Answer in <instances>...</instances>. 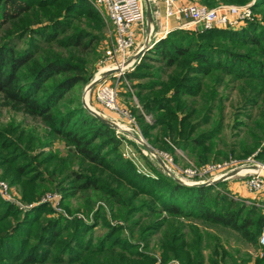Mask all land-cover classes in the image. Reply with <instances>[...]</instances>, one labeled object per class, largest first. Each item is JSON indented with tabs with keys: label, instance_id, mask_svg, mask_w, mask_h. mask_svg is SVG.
<instances>
[{
	"label": "trees",
	"instance_id": "16d2710c",
	"mask_svg": "<svg viewBox=\"0 0 264 264\" xmlns=\"http://www.w3.org/2000/svg\"><path fill=\"white\" fill-rule=\"evenodd\" d=\"M197 1L209 8L251 2L261 20L239 31H174L146 53L126 75L138 82L131 88L140 131L154 149L174 155V146L197 166L219 161L227 156L218 145L227 97L218 88L237 83L244 108L258 111L254 119L246 115L251 147L239 156L232 145L229 155L245 158L257 150L264 162V0ZM102 28L85 0H0V107L40 119L68 154L66 160L30 155L32 135L0 129V179L19 188L28 204L57 183L68 213H76L66 201L77 193L88 212L97 206L89 225L54 210L57 217H45L52 214L46 204L22 212L0 198V264H155L145 252L155 236L162 264H246L250 260L236 259L205 225L256 246L264 228L258 207L231 197L223 182L187 187L161 171L155 179L138 174L122 158L114 130L79 102L78 91L91 79L86 59L99 38L93 32ZM143 114L152 116L151 124ZM72 159L79 172L70 170ZM105 213L117 224L110 226ZM100 220L106 231L95 236ZM262 252L254 264H264Z\"/></svg>",
	"mask_w": 264,
	"mask_h": 264
},
{
	"label": "built area",
	"instance_id": "2783aa9c",
	"mask_svg": "<svg viewBox=\"0 0 264 264\" xmlns=\"http://www.w3.org/2000/svg\"><path fill=\"white\" fill-rule=\"evenodd\" d=\"M85 1L97 13L104 16L113 28V32L109 36L110 46L106 47L103 58L98 62L99 71L91 81L94 86L89 88L90 83L86 87V91L87 93L92 92L97 103L115 115L114 124L117 130L129 137L132 136L130 132L138 129V127L129 111L119 105L117 85L124 79L125 75L135 69L136 57L140 52L145 51V45L153 41L148 49L152 48L153 44L166 38L173 30H192L193 32L198 30V33L212 29L235 30L254 20L252 3L242 6L218 5L209 8L195 0H147L152 9L153 24L149 25L146 36L140 44L138 32H140L139 30L142 32L144 28L145 0ZM154 19H156L155 22ZM107 72L112 74L104 77L103 75ZM143 116L145 121L150 123V116L145 114ZM120 125L124 126L125 129H122ZM132 138L135 139L133 136ZM122 142L124 157L132 163L137 173L155 179L153 173L147 172L148 168L141 156L127 143L129 141L123 140ZM138 142L141 145L147 144L141 138H138ZM172 147L174 151L179 152L174 146ZM155 153L163 161L171 176L179 179L185 186L191 187L211 183L222 178H226L225 181L233 178L243 179L246 190L257 197V201L253 205L262 209L264 215V165L257 163L255 158H248L242 164L235 159H229L201 166L191 165L181 168L175 163L171 153L157 151ZM234 171L236 172L235 176L227 177ZM0 198L22 212L48 202L54 203V210L60 213L57 209L60 197L57 195H50L46 200H41L39 203L25 205L11 199L8 196L7 186L0 183ZM234 199L238 200L236 197ZM247 203L249 204V202ZM77 218L81 219V215ZM259 245L264 247V228L259 239ZM165 264H180V262L171 260Z\"/></svg>",
	"mask_w": 264,
	"mask_h": 264
},
{
	"label": "rangeland",
	"instance_id": "374dc122",
	"mask_svg": "<svg viewBox=\"0 0 264 264\" xmlns=\"http://www.w3.org/2000/svg\"><path fill=\"white\" fill-rule=\"evenodd\" d=\"M195 1H197V0H195ZM197 2L200 3L199 1H197ZM249 3H251V2H249ZM200 4H202V3H200ZM218 5L242 6V5H236V4H222V3L217 4L216 6H218ZM216 6H214V7H216ZM93 10L97 13V11L95 9H93ZM97 15L101 20L103 28L100 32L97 30H95L93 32V34H95L96 36L98 34L99 38L96 42H94L93 51L89 55H87L88 57L86 59L88 61L87 69H88L89 74L91 75V79H90V82L88 84L83 86L78 91L77 96H78L79 102L82 104L84 109H85V106H87V108H89L92 111L100 114L101 116L105 117V119L111 121L114 124V121L116 120L115 115L112 114L111 112L105 110L100 104H98L97 101L94 99L92 92L87 93V91H86V87L91 83V81L95 78L96 73L99 71L98 62L103 58L104 51H105L106 47L110 46L109 36L113 32L112 26L105 19V17L100 15L99 13H97ZM151 15H152V13H151ZM260 20H261V15H259L257 12H254V20L252 22L260 21ZM155 21H156V19H154V22ZM143 24H144L143 25L144 26L143 31L141 32V30H139L140 32H138L140 34V37L138 38V41L140 44H142L143 39L146 36V32L148 30L149 25L153 24V15H152L151 23H148L147 17H146ZM245 26H243V27L240 26L241 28L239 27L238 29H235L233 31H239L240 29L244 28ZM212 30H226V29H212ZM175 31L193 32L192 30H175ZM173 32H174V30H173ZM170 33H172V32H170ZM194 33H198V30L195 31ZM164 39H162V40H164ZM160 41H158V42H160ZM158 42L153 44L152 48H154V46ZM152 43H153V41L151 43H148L147 45H145V43H144L145 51L143 52V55L140 58H138L139 60L137 59L136 64H135V68L140 64L142 57L146 53H148L150 50H152V48L148 49L149 45H152ZM111 46H112V44H111ZM153 65H155V64H153ZM132 72H130V73H132ZM136 83H138V82L135 81V82L131 83L128 80H126V75H125L124 79H122V81L117 85V87H118L117 88V90H118L117 100H118V103L121 107H123L127 111H129V114L133 117V119L137 123L136 114L138 113V110H140V108L138 105V101L134 96V91L131 88V86H133ZM218 91L220 93L222 92V94L224 93V96L227 97V100L224 103L223 127H222V131L220 133L219 140H218V145L220 147L219 149L222 152L226 153L227 156L225 158L219 160V161H209L206 164H211L214 162H221V161L229 160V159H235L239 163L242 164L246 159L252 157V158H255V161L257 163L264 165V162L257 160L255 157L257 155V152H258L257 150L251 156H248L245 158L244 157H236V155L235 156L229 155L230 149L231 148L233 149L232 145H234V147L237 148L236 152L240 153V154H238L239 156L242 154L243 147H251V144L253 142V138L251 135L252 123H251L250 119H254L255 116L257 115V111H258L257 107H245L246 109L244 108L245 104L242 103V101L240 100L239 95L237 93V83L230 85L225 90H224L223 86H221L218 88ZM130 94H131V96H129ZM248 114L249 115L251 114L250 119H249V117L246 116ZM148 116H150V123L149 124H151L152 123V116L151 115H148ZM9 127L15 128L19 134L23 133L25 138L29 137L30 135L33 136L34 142H33L32 148L35 147V149L33 152L28 151V154L38 156L40 153H52L60 159H64V160L68 159L67 147H66L65 143L63 141H61L60 139H56L53 136L52 137L49 136L48 129L46 128V126L44 125V123L40 119H35L32 117L26 116L20 112H15L8 107L1 106L0 107V129H5V128H9ZM120 127L122 129H125L124 126H122V125H120ZM137 127H138V129H134V131L130 132L131 135L133 137H135V139H133L132 136L129 137L125 133H122L121 131L117 130L116 125H115V128H112L114 130V134H115L116 138L120 139L119 151L121 153L122 158L125 161H127L124 157V154H123V147H122L123 142L122 141L123 140L129 141L127 143H129V145H131V147L141 156L146 167L148 168V170H150V171L147 170V172L153 173V175L157 178L159 171H161L162 173H164V172L161 170V168L159 167L158 163L153 158V156L150 155L143 148V146L141 144H139V142L137 143L138 138H141L150 147H152L147 142V138H144V136L142 135V132L140 131L138 123H137ZM36 139H39L42 145H39L36 142ZM154 151L168 152L166 150H158V149H154ZM178 151L179 152L175 151V154L173 155V157L175 159V163L179 167L183 168L185 166H191V165L197 166L196 163L194 162V160H192L188 155L184 154L181 150H178ZM144 153H146V154H144ZM206 164H203V165H206ZM69 166H70L71 171H75V172L80 171L79 163L75 159H72V161L69 163ZM68 174H70V172H68V170H66V172L63 173V175H68ZM142 176L148 178L144 174H142ZM44 177H46V176H44ZM234 181L244 182V180L240 179V178H236ZM0 183H3L4 185L7 186L8 196L11 199H14L20 203H24L25 205H32L35 203H39L41 200H46L47 197H49L50 195H57L58 197H60V200L58 201L59 203L57 206V209L60 211V213H58V214H61L63 216H67L70 218L78 217L81 215V219L84 220V222H86L89 225H91L95 219L94 217L96 214L95 212H97V206L94 207L91 212L90 211L88 212L86 210L85 206L83 205V197H82L81 193H77V194L73 195L72 197H70L66 201V203L69 206V209L74 210L76 212L74 214L68 213L63 207V194L60 191L59 186L58 185L56 186V184H57L56 182H55L56 183L55 185H52V187H49L47 190H45L43 192V194H41V196L38 198V200L35 199V201L31 202V204H28L27 202H25L23 200L19 188H17L16 186H12V185L8 184V182L6 180H3V179H0ZM65 185L67 186L68 182H66ZM220 190H222V189H220ZM224 191L226 193H228L231 197H233V198L236 197L231 192H229L225 187H224ZM247 192L251 195V198H249L250 196H248L247 198H239V197H236V198L241 200L245 205L250 206V205H253V203H255L257 201L256 200L257 197L254 194L250 193L249 191H247ZM246 201L249 202V204ZM47 203H45V204L48 206L49 209H51L52 214L51 215H45V217H48V218L49 217H57V215H55L53 212L54 203H48V204ZM101 203L103 204L102 207H105L104 206L105 204L103 202H101ZM36 206H38V205H36ZM258 209H260V208H258ZM105 210H107V209H105ZM260 210L263 213V210L262 209H260ZM104 220L108 221L110 226L117 224L115 221H113L111 219L109 220L108 215L106 213H105V219ZM101 222H102V220H100L98 225H96L93 229V233L95 236H101L106 231L105 227L102 225ZM196 224L199 225L200 227L203 226V224H201L200 222H196ZM205 226H206V229L208 230V232H211L212 234L217 235L220 238V241H221L223 248L226 251H228L231 255H235L236 259L246 260V261L250 260L249 262H246V264H254L256 259H260L262 257V253H263L262 247L259 245V243L256 246H254V245L243 242L235 232H233L229 229L220 228L218 226H207V225H205ZM201 228H203V227H201ZM126 229H128V231H129V227L122 229V230H123V236L127 237L129 235V232L127 234ZM132 239H134V241L138 240V238L136 236H134ZM157 239H158V236H155L151 239L150 246L148 247V249L145 252L147 253V255H149L155 259V264H160V263L162 264L160 253L156 247ZM135 243L139 244L138 242H135ZM139 248H141V251H143V248L141 247V245L139 246ZM208 255H209L208 250H205L204 251L205 259L208 258ZM180 264H182V263L180 262ZM205 264H208V263L205 262Z\"/></svg>",
	"mask_w": 264,
	"mask_h": 264
},
{
	"label": "water",
	"instance_id": "95a60500",
	"mask_svg": "<svg viewBox=\"0 0 264 264\" xmlns=\"http://www.w3.org/2000/svg\"><path fill=\"white\" fill-rule=\"evenodd\" d=\"M145 11H146V17H147V21L148 23H151L152 21V15H151V9H150V5H149V2L147 0H145ZM143 55V51L140 52L136 59L140 58L141 56ZM112 73L111 72H107L105 73L103 76L104 77H107L109 75H111ZM94 86V83H91L89 85V88H92ZM85 109L88 110V112L93 116L95 117L98 121H100L101 123L103 124H106L108 125L109 127L111 128H115V124H113L111 121L105 119V117L101 116L100 114L92 111L91 109L87 108V106H85ZM143 148L148 152L150 153L156 160V162L158 163L159 167L161 168V170L168 176L172 177L171 176V173L169 172V170L166 168L165 164L163 163V161L156 155L154 149L152 147H150L148 144H142ZM236 175V172H231L230 174L227 175V177H233ZM177 183L185 186L184 184H182V182L177 179V178H174L172 177ZM226 178H222V179H219L217 181H214V182H211V183H204V184H201V185H197V186H210V185H216L218 183H221V182H224ZM189 187V186H187ZM193 187V186H191Z\"/></svg>",
	"mask_w": 264,
	"mask_h": 264
},
{
	"label": "crops",
	"instance_id": "0c3cea01",
	"mask_svg": "<svg viewBox=\"0 0 264 264\" xmlns=\"http://www.w3.org/2000/svg\"><path fill=\"white\" fill-rule=\"evenodd\" d=\"M236 178H233L229 181H224L225 188L231 192L233 195L239 198H251V195L247 192L243 182L234 181Z\"/></svg>",
	"mask_w": 264,
	"mask_h": 264
}]
</instances>
